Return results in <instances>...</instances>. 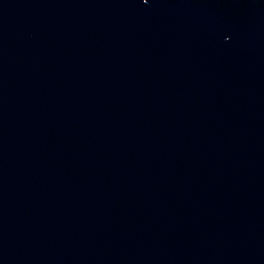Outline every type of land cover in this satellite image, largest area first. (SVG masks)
<instances>
[{
	"label": "water",
	"instance_id": "obj_1",
	"mask_svg": "<svg viewBox=\"0 0 264 264\" xmlns=\"http://www.w3.org/2000/svg\"><path fill=\"white\" fill-rule=\"evenodd\" d=\"M0 264H264V0H0Z\"/></svg>",
	"mask_w": 264,
	"mask_h": 264
}]
</instances>
